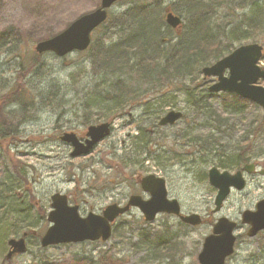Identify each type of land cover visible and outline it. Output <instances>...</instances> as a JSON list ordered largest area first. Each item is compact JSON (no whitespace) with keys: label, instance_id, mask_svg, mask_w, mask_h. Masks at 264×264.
Listing matches in <instances>:
<instances>
[{"label":"rangeland","instance_id":"374dc122","mask_svg":"<svg viewBox=\"0 0 264 264\" xmlns=\"http://www.w3.org/2000/svg\"><path fill=\"white\" fill-rule=\"evenodd\" d=\"M99 1L0 0V43L4 41L5 46L9 47L4 53L0 49V109L7 117L9 114L13 118V124H17L14 140L0 142V154L4 155L7 170L5 173L0 166V188L9 182L10 175H17L18 170L23 171L25 181L15 185L13 192L15 198L23 200L24 209L28 210L27 220L31 223H20L25 211L18 214L20 207L17 206V199L0 196V264H198L197 253L216 218L225 216L239 223L240 213L245 209H253L256 201L264 197V175L255 172L248 175L242 191L232 190L220 211L212 213L215 189L208 184L206 177L211 166L203 168L200 164H192L198 158L190 156L191 146L185 148L173 140V134L183 128L182 121L171 128L160 129L159 132L166 136L165 141H162L165 146L160 149H174L181 154L177 159L189 164L166 162L165 168H160L163 162L157 158L158 151L152 154L154 161L144 160L145 153L140 146L134 145V138L141 128L152 129L146 121L137 125L145 116L143 106L148 101L129 109L130 113L127 111L123 116L111 119L110 135L100 141L90 154L69 156L70 146L61 142L59 135L64 131L83 135L87 125L82 124V108L100 104V100L90 98L93 87L98 83L91 71L90 54L85 50L57 57L51 52L36 53L34 46L38 41L62 31L79 15L95 9ZM170 1L162 0V6L168 5ZM176 2V14L184 24L193 26V14L181 0ZM130 5L128 0L118 1L110 10L117 13ZM235 15L241 16V12L237 11ZM239 19L236 18L237 21ZM261 35L253 37V40L245 33L244 40L232 42L234 46L258 42L264 47V34ZM222 40L226 41L225 38ZM11 41L12 44L9 43ZM259 63L264 67V55ZM260 82L264 86V80ZM185 100L184 95L175 96L173 108L184 111ZM18 101L23 103L21 107ZM211 103L220 106L216 97L212 98ZM171 108L165 107L162 111ZM262 113L260 108L256 110L250 106L238 123L244 119L241 122L243 128L244 123L261 118ZM200 123L205 122L200 120ZM233 142L234 139L230 144ZM250 144L255 153L259 147L264 150V132ZM156 148L151 147V150ZM263 159L264 154L253 159L259 166L256 170L261 168ZM145 174L163 176L169 197L178 199L181 210L198 213L203 219L198 226L181 227L178 232L181 237L176 238L175 244L180 248L171 256L164 257L161 254V257L145 262L144 250L134 244L138 242L141 226L148 228L147 231H155L152 229L167 224L174 231L177 218L161 214L154 221L143 224L140 211L132 208L128 214L115 221L113 234L105 242H84L43 249L37 237H28L25 253L9 259L5 257L10 237L19 236L25 229L35 230L38 234L44 232L48 226L45 217L51 194H66L71 202L79 204L83 215L89 211L99 213L107 204H123L130 194H140L135 179ZM143 196L146 197L145 194ZM246 231L247 226L241 223L234 231L237 244L226 264H264V231L254 237H248ZM83 255L88 257L89 263L86 259L74 260Z\"/></svg>","mask_w":264,"mask_h":264},{"label":"trees","instance_id":"16d2710c","mask_svg":"<svg viewBox=\"0 0 264 264\" xmlns=\"http://www.w3.org/2000/svg\"><path fill=\"white\" fill-rule=\"evenodd\" d=\"M128 1L131 5L122 11L113 13L109 10L104 23L92 33L86 53L90 54L91 71L98 83L93 87L90 98L95 97L96 101L100 100V104L82 108V124L111 121L139 107L140 102L148 101L143 106L145 116L137 125L146 121L152 129L141 128L134 138V145L144 151V160L154 161L152 154L160 152L157 158L164 164L160 168L164 169L166 162L174 161L188 165L177 159L181 154L174 149H160L165 146L162 141H165L166 136L159 132L164 127L157 125L162 110L175 107V96L184 95L185 110L180 120L184 122L183 128L173 134V140L185 148L191 146L190 156L198 158L192 164H200L203 168L213 165L222 170H234L264 154L260 147L255 153L250 144L264 132V112L261 118L250 119L242 128L244 119L238 123L241 115L250 106L256 110L259 107L234 94H212L207 90L211 80L203 77L199 79L202 67L210 65L236 47L233 40H244L245 33L251 39L264 34V0H181L193 14L194 23L191 26L182 21L179 33L164 20L166 6L178 13L177 0H171L164 7L162 0ZM237 11L241 12V16L235 15ZM237 17H240L239 21ZM96 35L99 37L96 38ZM5 43H0L3 53L9 49ZM213 97L218 99L220 106L211 103ZM18 102L21 107L23 103ZM12 120L9 114L7 117L0 109V142L14 140L17 124H13ZM200 120L205 123L201 124ZM233 139L234 142L230 144ZM151 147L157 148L151 150ZM3 156L0 154V166L6 173ZM16 174L10 175L9 182L0 188V196L17 199L19 214L25 211L24 202L15 198L13 189L25 181V177L23 171L18 170ZM27 212H24L20 223L31 224L27 220ZM182 226L185 225L178 221L174 231L167 224L152 229L155 231H147L148 228L144 226L138 227V242L134 246L144 250L145 262L159 258L161 254L169 257L180 248L175 244L176 238L181 237L178 232ZM30 230L25 229L21 234L26 231L30 235ZM85 259L88 257L83 255L74 260Z\"/></svg>","mask_w":264,"mask_h":264},{"label":"water","instance_id":"95a60500","mask_svg":"<svg viewBox=\"0 0 264 264\" xmlns=\"http://www.w3.org/2000/svg\"><path fill=\"white\" fill-rule=\"evenodd\" d=\"M116 1L118 0H100L97 8L80 15L61 32L38 41L34 50L37 53L52 52L58 57L72 51L85 50L90 43L92 31L105 21L107 10ZM164 12L166 24L179 33L181 31L180 17L174 14L169 7H166ZM261 56V45L245 44L236 47L213 64L203 67L201 70L203 76L215 78V82L209 86L208 90L234 93L264 110V87L257 84L259 79H264V68L258 66ZM181 116L180 111L170 110L159 119L158 125H173ZM109 134L110 123L103 122L89 125L84 141H80L73 132L62 134L60 139L71 145L70 155L76 157L88 154L99 141ZM251 167L252 165L245 166L244 169L250 172ZM260 174H264V169L260 171ZM207 177L208 183L217 190L213 212L220 210L231 188L242 190L245 186L241 171L231 174L228 171H219L216 167H211L207 172ZM138 181L142 191L149 194V198L143 199L140 195H131L124 205L115 203L106 205L101 214L89 212L85 216H80L78 205H68L66 195L60 193L51 195V209L46 218L50 224L40 237V246L106 241L111 235L114 220L128 211L130 207L138 208L145 221H152L159 213H167L177 216L183 223L192 226L201 222L199 214H182L178 201L167 197L164 178L149 174L140 176ZM240 221L248 225L246 232L248 237H254L264 230V198L255 204L253 210L242 211ZM235 226L236 223L226 217L217 219L212 226V232L203 239L201 249L197 254L199 264H225L226 258L234 251ZM7 244L9 246L7 259L14 254H22L26 251L24 237L10 238Z\"/></svg>","mask_w":264,"mask_h":264},{"label":"flooded vegetation","instance_id":"af4514ba","mask_svg":"<svg viewBox=\"0 0 264 264\" xmlns=\"http://www.w3.org/2000/svg\"><path fill=\"white\" fill-rule=\"evenodd\" d=\"M78 137H79L80 139H84V135H78ZM246 164H252L251 170H250V172H249L250 174H247V172L243 170V166L246 165ZM246 164H243L239 169H235V171H237V170H241V172L243 173V175L245 176V179H246V181H247V177H248V175L254 174L255 172H257V174H258V172L262 169V167H263V165H264V160H263L262 163H261V165H262L261 168L258 169V170H256V168L259 167V166H258V163H257L256 161L252 160V161H250V162H248V163H246ZM235 171H234V172H235ZM202 221H203V220H202Z\"/></svg>","mask_w":264,"mask_h":264}]
</instances>
